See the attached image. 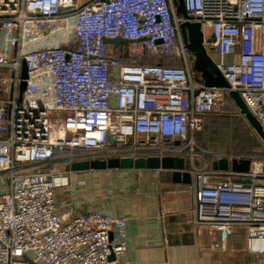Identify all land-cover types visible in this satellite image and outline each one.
I'll return each instance as SVG.
<instances>
[{"label":"built area","instance_id":"2783aa9c","mask_svg":"<svg viewBox=\"0 0 264 264\" xmlns=\"http://www.w3.org/2000/svg\"><path fill=\"white\" fill-rule=\"evenodd\" d=\"M182 1L228 88L193 83L173 0H0V264H133L123 218L58 211L65 166L104 154L184 157L196 180L193 222L243 226L247 252L264 255V153L247 172L193 162L206 154L193 137L205 114L229 102L244 121L230 90L264 129V0ZM105 39L125 40L131 61ZM149 57L182 65L139 63Z\"/></svg>","mask_w":264,"mask_h":264},{"label":"crops","instance_id":"0c3cea01","mask_svg":"<svg viewBox=\"0 0 264 264\" xmlns=\"http://www.w3.org/2000/svg\"><path fill=\"white\" fill-rule=\"evenodd\" d=\"M173 2L177 6V0ZM112 44L107 43V51L116 53L118 44ZM209 55L213 61L219 58L215 52ZM152 59L148 58V64L154 63ZM198 78L197 85H200ZM209 115L215 114H205L203 124ZM194 142L198 151L206 152L194 158V165L198 167L208 163L211 168L212 152L244 153L246 157L237 159L250 160L257 155L231 149L216 151ZM183 143L184 139L179 143L166 141L162 148H177L184 146ZM112 150L110 148L109 152ZM68 177V185L56 190L59 214L66 211V206H71L75 211L100 210L123 218L124 257L133 264H264L263 254L254 257L247 252L245 227L193 222L196 210L193 177L191 185L161 182L157 171L152 169L71 171ZM27 264L34 263L27 260Z\"/></svg>","mask_w":264,"mask_h":264},{"label":"water","instance_id":"95a60500","mask_svg":"<svg viewBox=\"0 0 264 264\" xmlns=\"http://www.w3.org/2000/svg\"><path fill=\"white\" fill-rule=\"evenodd\" d=\"M175 12L183 21L180 24V31L184 46L192 57L191 67L195 71L204 87H222L228 88L222 74L217 69L215 62L210 57L213 47L205 48L203 45V33L199 22L190 20L186 13L182 0H177ZM106 43L119 44L125 42L121 39H105ZM21 82L19 85V98L25 86L26 68L22 63ZM229 97L239 109L248 128L255 133L264 143V129L257 119L249 112L241 97L236 91L230 90ZM111 142L113 138H110ZM176 143H179L176 141ZM250 158L228 159L220 158L211 160L210 167L213 170H231L247 172L250 169ZM188 161L181 156L172 155H117L110 154L102 157L85 158L70 162L65 166L67 171L83 170H110V169H152L157 171L158 179L161 182H170L173 184L191 185L193 182ZM262 171L264 172V161L262 162ZM244 183H250V180H242Z\"/></svg>","mask_w":264,"mask_h":264},{"label":"trees","instance_id":"16d2710c","mask_svg":"<svg viewBox=\"0 0 264 264\" xmlns=\"http://www.w3.org/2000/svg\"><path fill=\"white\" fill-rule=\"evenodd\" d=\"M115 50L116 53H114V55L117 58H119L121 62L131 61L125 50V45L118 44ZM152 60L154 62L153 64L161 63L165 65H178V66L182 65L181 60L179 59L175 60L172 57L162 58V59H152ZM139 63L148 64L150 63V61L148 60V58H145L139 61ZM231 113L232 114L234 113L235 115V110L233 106L228 102V104L225 105L224 110L221 114L207 116V118L204 120V124H202L201 130L196 131L193 135L196 143L203 148L236 150L234 146L230 144L227 145V143L230 141V137L233 136V134L229 133V125H228L229 119L232 115ZM176 146H179V144ZM249 147L251 148L249 150L248 149H239V150L252 151L251 153L257 152L256 142L255 145L250 144Z\"/></svg>","mask_w":264,"mask_h":264},{"label":"rangeland","instance_id":"374dc122","mask_svg":"<svg viewBox=\"0 0 264 264\" xmlns=\"http://www.w3.org/2000/svg\"><path fill=\"white\" fill-rule=\"evenodd\" d=\"M203 32H204V35L206 37L211 36V31L208 28H204ZM192 73L194 76L193 77V83L199 84L200 83L199 78H198L199 76L196 77V72L193 71V69H192ZM228 125H229V133L233 134V136L230 137V141L227 143V145L230 144V145L234 146L237 151H243L245 153H251L252 151H245V150H239V149H248L249 150V149H251L249 147V145L250 144L255 145V142H256V144H257V150L256 151L257 152H255L254 154L264 153V143L261 141V139L258 138V136L255 133H253L248 128L247 124L239 116H237L236 114L234 115V113H233L229 119ZM214 150L218 151V148H214ZM77 154L78 153L73 152L69 155H70V157L71 156L73 157V156H77ZM81 154H83V153H81ZM84 154H86V153H84ZM90 158H93V157H90ZM254 159H260V157H258L256 155V156L251 158V161ZM68 174L69 173L66 174V176H65L66 178L68 177ZM68 180H69V177H68ZM66 185H68L67 181H66ZM66 185H64V187Z\"/></svg>","mask_w":264,"mask_h":264},{"label":"bare ground","instance_id":"6f19581e","mask_svg":"<svg viewBox=\"0 0 264 264\" xmlns=\"http://www.w3.org/2000/svg\"><path fill=\"white\" fill-rule=\"evenodd\" d=\"M58 182L64 183V182H66V178L65 177L59 178Z\"/></svg>","mask_w":264,"mask_h":264}]
</instances>
